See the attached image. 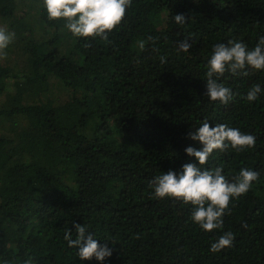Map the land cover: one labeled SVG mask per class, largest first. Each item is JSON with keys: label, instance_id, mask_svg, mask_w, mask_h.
Listing matches in <instances>:
<instances>
[{"label": "trees", "instance_id": "trees-1", "mask_svg": "<svg viewBox=\"0 0 264 264\" xmlns=\"http://www.w3.org/2000/svg\"><path fill=\"white\" fill-rule=\"evenodd\" d=\"M40 5L0 0V27L15 33L0 59V264H264V71L226 72L228 105L205 95L213 47L252 49L264 36V0H131L108 41L73 37ZM204 120L257 138L203 166H222L229 182L242 168L259 173L212 232L191 222V205L152 199L149 187L195 162L185 149L201 145L188 134ZM73 224L111 257L81 261L64 239ZM229 231L233 246L209 251Z\"/></svg>", "mask_w": 264, "mask_h": 264}, {"label": "clouds", "instance_id": "clouds-1", "mask_svg": "<svg viewBox=\"0 0 264 264\" xmlns=\"http://www.w3.org/2000/svg\"><path fill=\"white\" fill-rule=\"evenodd\" d=\"M47 13L50 21H64V27L77 38H100L109 40L113 32L123 21L126 10L131 6V0H41L40 5ZM178 25L186 23V17L178 14L173 17ZM15 37V33L0 27V59L6 58V49ZM151 39V38H150ZM141 50L145 41H139ZM188 40L177 43L180 52H188L191 48ZM165 63V58H160ZM247 70V71H246ZM248 71H264V36H261L255 47L249 49L239 41H229L227 44H216L207 63L205 77V95L210 102L228 105L235 94L229 87L218 81L224 74L238 73L247 75ZM262 92L259 84L253 85L247 91L245 99L254 102ZM188 138L199 142V149L187 147L185 154L193 157L195 162L182 165L179 172L169 170L165 174L155 176L150 182L152 199L168 198L181 201L192 206L191 222L205 232L223 228V217L230 214L229 204L232 200L245 195L259 173L248 168H242L239 175L229 182L223 174V167L205 169L209 156L214 150L224 151L230 147L236 152L252 149L256 144V136L242 133L238 128L226 124L212 126L207 120L201 122L195 130H190ZM75 239L71 230L65 232L64 239L69 248H76L81 261L95 259L98 262L111 257L112 249L107 243L100 244L86 226L73 224ZM235 236L232 232H224L211 243L209 251L219 253L233 246ZM24 264H31L27 260Z\"/></svg>", "mask_w": 264, "mask_h": 264}]
</instances>
